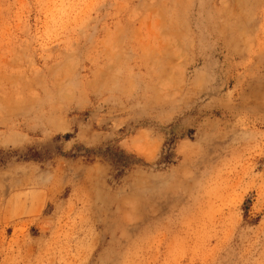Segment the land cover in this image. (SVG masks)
Returning a JSON list of instances; mask_svg holds the SVG:
<instances>
[{
	"label": "rangeland",
	"instance_id": "1",
	"mask_svg": "<svg viewBox=\"0 0 264 264\" xmlns=\"http://www.w3.org/2000/svg\"><path fill=\"white\" fill-rule=\"evenodd\" d=\"M0 151V264H264V0H0Z\"/></svg>",
	"mask_w": 264,
	"mask_h": 264
},
{
	"label": "trees",
	"instance_id": "2",
	"mask_svg": "<svg viewBox=\"0 0 264 264\" xmlns=\"http://www.w3.org/2000/svg\"><path fill=\"white\" fill-rule=\"evenodd\" d=\"M13 152L8 151H0V166L5 165L9 159L12 158L13 156ZM31 159H36L39 158V154L38 153H32L29 155ZM107 158H109L115 165H117L118 169L120 170L118 172V175H122L123 174V168L128 167L129 165L133 164L134 161L131 157H128L127 155H125L124 152H122L121 150H119L118 148H112L109 149L107 151ZM171 158V153H167L166 157L164 158L165 161H168ZM122 168V169H121Z\"/></svg>",
	"mask_w": 264,
	"mask_h": 264
}]
</instances>
